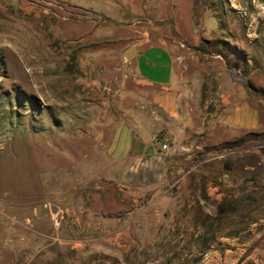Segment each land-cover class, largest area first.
Returning <instances> with one entry per match:
<instances>
[{
    "label": "rangeland",
    "instance_id": "obj_1",
    "mask_svg": "<svg viewBox=\"0 0 264 264\" xmlns=\"http://www.w3.org/2000/svg\"><path fill=\"white\" fill-rule=\"evenodd\" d=\"M17 18L41 83L6 82L5 61L23 55L7 30ZM162 37L183 61L211 37L247 53L264 122V0H0V264H264V124L218 152L225 174L185 195L177 185L136 204L81 160L105 155L97 134L130 78L122 50Z\"/></svg>",
    "mask_w": 264,
    "mask_h": 264
},
{
    "label": "crops",
    "instance_id": "obj_2",
    "mask_svg": "<svg viewBox=\"0 0 264 264\" xmlns=\"http://www.w3.org/2000/svg\"><path fill=\"white\" fill-rule=\"evenodd\" d=\"M26 26L25 19L17 18L16 26L7 29L23 38V55L17 66L5 61L7 83H31V76L35 83L45 79L39 73L42 68L25 62V41L30 34ZM208 40L207 45H197L192 59L185 61L178 59V47L164 37L157 42L132 44L130 60L125 58V51L131 46L122 50V62L129 74L124 77L130 78L122 81L110 117L97 134L105 155L83 156L81 160L88 161L90 169L103 180L135 193L131 197L136 204L140 197L156 191L166 195L177 185L185 195L187 190L200 188L203 175L211 183L210 175L226 173L221 158H216L218 152L250 130L263 128V111L252 102L250 86L243 82L249 74L247 53L231 49L227 37ZM29 68L35 75L29 74ZM231 69L242 76V82L233 78ZM160 135L168 137V150L155 144ZM151 147L153 153H147ZM120 234L99 239H118ZM76 242L82 247L87 243L86 238Z\"/></svg>",
    "mask_w": 264,
    "mask_h": 264
},
{
    "label": "trees",
    "instance_id": "obj_3",
    "mask_svg": "<svg viewBox=\"0 0 264 264\" xmlns=\"http://www.w3.org/2000/svg\"><path fill=\"white\" fill-rule=\"evenodd\" d=\"M246 84H249L248 81H243ZM234 200V196L232 194H229L225 200L223 201L220 210L221 211H225L227 208H231L230 204L232 203V201ZM130 210L131 208H123L115 213H109L111 216H120L122 215L126 210Z\"/></svg>",
    "mask_w": 264,
    "mask_h": 264
},
{
    "label": "built area",
    "instance_id": "obj_4",
    "mask_svg": "<svg viewBox=\"0 0 264 264\" xmlns=\"http://www.w3.org/2000/svg\"><path fill=\"white\" fill-rule=\"evenodd\" d=\"M155 144L162 150H168L170 148V141L167 136L160 135L155 138Z\"/></svg>",
    "mask_w": 264,
    "mask_h": 264
},
{
    "label": "water",
    "instance_id": "obj_5",
    "mask_svg": "<svg viewBox=\"0 0 264 264\" xmlns=\"http://www.w3.org/2000/svg\"><path fill=\"white\" fill-rule=\"evenodd\" d=\"M133 53H134V48L131 46V47H128L125 51V57L127 58V60H130L132 57H133ZM147 153H153V148L151 147Z\"/></svg>",
    "mask_w": 264,
    "mask_h": 264
}]
</instances>
